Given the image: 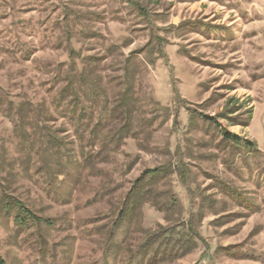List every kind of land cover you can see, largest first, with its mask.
Listing matches in <instances>:
<instances>
[{
  "label": "rangeland",
  "instance_id": "1",
  "mask_svg": "<svg viewBox=\"0 0 264 264\" xmlns=\"http://www.w3.org/2000/svg\"><path fill=\"white\" fill-rule=\"evenodd\" d=\"M0 264H264V0H0Z\"/></svg>",
  "mask_w": 264,
  "mask_h": 264
},
{
  "label": "trees",
  "instance_id": "2",
  "mask_svg": "<svg viewBox=\"0 0 264 264\" xmlns=\"http://www.w3.org/2000/svg\"><path fill=\"white\" fill-rule=\"evenodd\" d=\"M224 138L226 139V140H228L229 138H234L235 139V143L236 144H239V138L238 137H236V136H233V135H230L229 133H225L224 134ZM157 173L159 172V171H156ZM153 174H155V172H153Z\"/></svg>",
  "mask_w": 264,
  "mask_h": 264
}]
</instances>
